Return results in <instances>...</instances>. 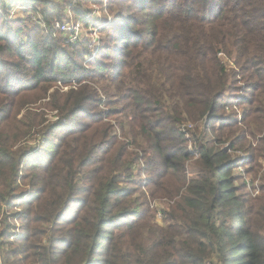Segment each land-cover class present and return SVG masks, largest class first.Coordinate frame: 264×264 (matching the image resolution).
<instances>
[{
	"label": "trees",
	"instance_id": "16d2710c",
	"mask_svg": "<svg viewBox=\"0 0 264 264\" xmlns=\"http://www.w3.org/2000/svg\"><path fill=\"white\" fill-rule=\"evenodd\" d=\"M61 1L0 0V262L264 264V197L252 208L238 146L264 131V0L144 1L145 35L122 16L118 67L57 37ZM12 4L48 30L25 33ZM33 132L40 151L21 146Z\"/></svg>",
	"mask_w": 264,
	"mask_h": 264
},
{
	"label": "rangeland",
	"instance_id": "374dc122",
	"mask_svg": "<svg viewBox=\"0 0 264 264\" xmlns=\"http://www.w3.org/2000/svg\"><path fill=\"white\" fill-rule=\"evenodd\" d=\"M56 1L59 3V1L61 0ZM66 1L67 0L61 1V12L63 15L62 20L56 19V21H52V31L56 33L57 37L62 34L63 38H71L72 35L77 34L79 37V43L81 41L86 42V40H88L89 44L92 47L89 50L93 52V56L89 58V61L98 58L100 64H106L107 66L113 67H118L124 64L125 61H122V56L124 54V41L122 40V31L126 30L128 25H126V23L122 20V16H131L137 22V25L135 27L136 32H138L139 34L141 32L144 35L146 34V23L149 20V16L147 15V13L144 12V9H142L140 3L142 5L144 4V1L145 3H147L148 0H129L127 2L122 0H118V2L116 0H73V7L69 6ZM12 5V13L10 14L11 22L15 19H25L27 22V28L25 33H27L30 29L34 28L36 25L40 26L42 32H46V30H48L47 26L43 24H38L37 19L35 18L36 16H33L31 18V12L33 11L32 8H27V6H22L20 4ZM79 9L80 11H78ZM125 10H130L131 13H125ZM1 11L2 10H0V14ZM27 11L28 13H26ZM80 13H86V18H83ZM37 16L40 17V15ZM86 21H88V23H86ZM113 23H116V25H120V29H122H119L118 31V42H112L113 29L109 26L113 25ZM64 27H66V30H61ZM96 54H98V56H96ZM96 85L99 87L101 84L96 82ZM54 89L56 88H53V90ZM66 89H64L63 91H65ZM244 89L245 87L244 85H242L241 89H239L235 93V98L238 101L240 100V98L245 97V94L243 93ZM237 112L238 114H240L241 111L238 110ZM46 114L47 118L50 121H55L57 119L55 115L56 112L47 111ZM111 123L115 125V121H112ZM191 124L196 127L195 129H198L200 127V122H195ZM39 137L40 136L38 132H33L31 138H28L24 143L21 144V146L27 147V150L30 151H40V149L44 147V141L39 142ZM238 146L241 147V149H244L248 146L254 153L255 171L253 172L252 176L249 175L251 183L249 185L250 192L248 191V193L252 195V208L258 210V204L263 203L262 199L264 197V193L262 191V186H264V131L262 133H255L252 138L246 137L245 141L238 143ZM242 153L243 152L240 150L234 153V155L241 156L243 160H247L249 156L247 154ZM242 168L244 169L243 166ZM27 170L28 169L25 168L22 171V175L23 172L24 174H26ZM246 178L248 177L246 176ZM239 184L241 183L239 182ZM22 188L27 192L23 196V199L20 200V202L25 201V199L29 195V187L23 186ZM242 192L246 193L247 189ZM150 201L151 198L149 199V202ZM20 202H18L16 207L14 208L16 211H18V204ZM151 205L152 208H155L158 212H160L165 209L167 210L169 202H165L164 200H152ZM6 210L8 211L6 212V215L10 216L11 213H9L8 209ZM156 217L157 223L162 225V214H156ZM8 224H10L11 230L13 232L19 233L20 221L18 217L8 220ZM4 231L5 230H2L0 232ZM0 264H2V262H0Z\"/></svg>",
	"mask_w": 264,
	"mask_h": 264
},
{
	"label": "built area",
	"instance_id": "2783aa9c",
	"mask_svg": "<svg viewBox=\"0 0 264 264\" xmlns=\"http://www.w3.org/2000/svg\"><path fill=\"white\" fill-rule=\"evenodd\" d=\"M32 13V12H31ZM34 16V14L32 13V16H31V18ZM61 30H66V27H64V28H62ZM65 39H68V42H70V43H77V42H79V37H78V35L77 34H74V35H72L71 36V38H65ZM86 41H88V40H86ZM92 47H91V45H90V49H91ZM220 56H222V54L220 55ZM188 128L189 129H195L196 127L194 126V125H192V124H188ZM240 171H243V169L241 168L240 169Z\"/></svg>",
	"mask_w": 264,
	"mask_h": 264
}]
</instances>
